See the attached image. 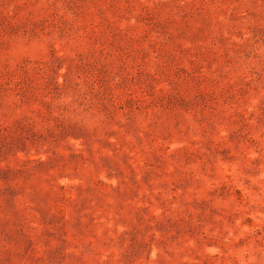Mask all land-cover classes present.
I'll list each match as a JSON object with an SVG mask.
<instances>
[{"label": "rangeland", "instance_id": "rangeland-1", "mask_svg": "<svg viewBox=\"0 0 264 264\" xmlns=\"http://www.w3.org/2000/svg\"><path fill=\"white\" fill-rule=\"evenodd\" d=\"M0 264H264V0H0Z\"/></svg>", "mask_w": 264, "mask_h": 264}]
</instances>
